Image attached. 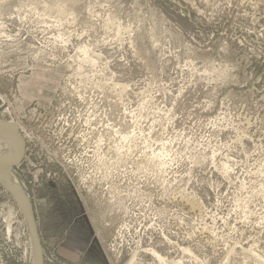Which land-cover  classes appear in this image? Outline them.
I'll return each mask as SVG.
<instances>
[{"label":"rangeland","instance_id":"rangeland-1","mask_svg":"<svg viewBox=\"0 0 264 264\" xmlns=\"http://www.w3.org/2000/svg\"><path fill=\"white\" fill-rule=\"evenodd\" d=\"M10 121L42 264H264V0H0Z\"/></svg>","mask_w":264,"mask_h":264},{"label":"bare ground","instance_id":"bare-ground-1","mask_svg":"<svg viewBox=\"0 0 264 264\" xmlns=\"http://www.w3.org/2000/svg\"><path fill=\"white\" fill-rule=\"evenodd\" d=\"M14 126H18V124L15 123L14 121L13 122L11 121L10 122H0V138L3 139V141L6 144L5 146L7 147L6 151L0 155V173H1V178L7 187L16 190L20 194L26 195L25 190L23 189L18 178L15 176L13 169H7L9 164L12 161L21 159V157L23 156V152H24V138L21 136V134H19V137H17V133H16ZM14 198L18 202L30 226L31 237H32V242H33L32 224H31V218H30L28 205L26 201L19 198L18 196H14ZM33 245H34V242H33ZM33 248L35 250L36 248L35 245ZM152 252L160 260H164V257H162L157 252V250L153 249ZM138 253L133 254L129 264L134 263L135 259L137 258ZM38 259H39V264H42L41 247H39L38 249Z\"/></svg>","mask_w":264,"mask_h":264},{"label":"water","instance_id":"water-1","mask_svg":"<svg viewBox=\"0 0 264 264\" xmlns=\"http://www.w3.org/2000/svg\"><path fill=\"white\" fill-rule=\"evenodd\" d=\"M16 133H17V137H19V129L18 126H14ZM20 162V159L18 160H14L12 161L7 169H13L14 166L18 165ZM0 183L3 185V187L9 191L12 195L14 196H18L19 198L23 199L24 201H26L27 205H28V209H29V213H30V218H31V224H32V234H33V242L35 245V253H36V264H39V259H38V249L39 247H41L40 245V239H39V234H38V227H37V222H36V217H35V213H34V209L32 206V203L29 199V197L25 194H20L18 193L16 190L9 188L6 186V184L3 182L2 178H1V173H0Z\"/></svg>","mask_w":264,"mask_h":264}]
</instances>
